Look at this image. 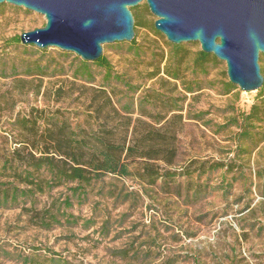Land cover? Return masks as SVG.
Listing matches in <instances>:
<instances>
[{"label": "rangeland", "instance_id": "obj_1", "mask_svg": "<svg viewBox=\"0 0 264 264\" xmlns=\"http://www.w3.org/2000/svg\"><path fill=\"white\" fill-rule=\"evenodd\" d=\"M145 5L143 0L134 6L141 23L135 37L141 53L126 49L131 40L106 43L102 50L113 69L138 87L131 96L132 112L126 114L120 110L124 87L116 82L105 86L98 67L92 66L94 80L85 82L72 75L75 53L14 43V37L41 27L45 18L5 3L0 11V161L14 149L22 154L29 150L18 142L23 137L15 119L44 110L49 117L68 119L72 128L78 124L88 132L113 131L114 140L125 133L135 144L158 133L163 139L156 144L173 151V167L195 169L192 188L200 185L203 191L194 196L188 189L192 180L185 175L179 185H143L133 176L108 173L87 188L83 202L72 198V206L64 209L78 218L76 223L61 218L49 228L38 226L37 217L44 208L55 212L53 205L69 192L62 185L37 193L33 206L0 207V264H264V82L256 90L235 85L226 92V65L219 59L207 61L204 72L195 70V91L190 93L162 71L148 78L160 55V68L164 65L169 47L148 29L156 16ZM182 44L188 56L200 49L196 41ZM40 49H46L42 58L33 52ZM37 62H50L56 72L50 68L44 76L26 75L24 68ZM259 65L264 77V53ZM192 77L187 73V79ZM102 89L118 114L95 98ZM152 91L184 98L182 110L166 111L158 101L142 105V97ZM253 104L258 119L246 131L241 118ZM37 123L39 144L33 152L39 155L47 125L42 119ZM88 218L94 221L89 226L84 222ZM104 219L107 234L100 230Z\"/></svg>", "mask_w": 264, "mask_h": 264}, {"label": "trees", "instance_id": "obj_2", "mask_svg": "<svg viewBox=\"0 0 264 264\" xmlns=\"http://www.w3.org/2000/svg\"><path fill=\"white\" fill-rule=\"evenodd\" d=\"M4 6L5 3H0V11L4 9ZM136 9L137 7L130 8L134 18L135 32L134 38L126 49L140 54V45L135 40L136 27L141 25ZM153 23L154 21L148 25V29L154 35L161 37L169 49L164 65L160 68L159 64L164 58L163 55H160L155 70L148 75V78H153L162 71L167 78L180 80L185 93L195 91V70L199 69L204 72L207 61L217 63L219 62L218 59L213 54L203 52L201 49L194 52L192 56H188L189 49L184 44H174L167 41L163 34L154 28ZM12 41L19 44L21 42L20 36L14 37ZM33 52L42 58L46 49ZM62 54L68 55L70 53L63 51ZM153 57L155 58L154 54ZM75 59L77 63L72 71L75 79L91 82L94 80L92 66L98 67L102 70V83L105 86L116 82L124 87L126 101L121 105L120 110L126 114L132 112L133 101L131 96L137 91L138 87L132 84L123 74L116 72L104 54H101L92 62L80 59L78 56H75ZM50 66V62L44 65L37 62L27 65L24 72L26 75L44 76L49 74L50 68H52L53 73H55V65ZM187 73H190L193 77L187 79ZM234 88L235 85L229 80L225 81L224 90L226 92H230ZM95 98L99 99L103 106L110 107L118 114L105 89L95 94ZM142 98V105L158 101L166 111L176 112L182 110V101L184 100V98L172 97L157 91L147 93ZM258 112L257 105L253 104L250 111L242 115L241 121L245 124L246 131L253 121L258 119ZM39 119L44 120L47 125L45 129L47 137L42 141L44 151H40L42 153L36 155L33 148L38 149L39 141L35 136L39 133L37 123ZM15 122L20 127L21 136L23 137V140L18 142H23L24 146L22 148L28 146L29 150L26 154H22L20 149L17 148L13 150L12 156H4L1 159L0 207L15 206L21 202H30L33 206L37 193H43L62 185H66V190L69 192L62 201L57 205H53L55 206V212L49 208L42 209V213L36 220V224L40 227L49 228L55 224H60L61 218H65L64 220L69 223H76L78 218L66 213L64 209L72 206V198H75L77 202H83L87 198V188L108 173L118 176H133L143 185H153L157 181H160L163 185H171V183L179 185V177L185 175L189 180H192L191 187L188 189L193 190L194 196L203 191V188L199 187L200 185L195 187L194 184L192 188L191 184L195 183V180L192 179L195 169L188 170V168H185L186 171L184 167L181 168L182 166L173 167V151L171 149L164 150L156 144L163 139V136L158 133L150 132L135 144L126 140L125 133L121 139L114 140L113 131L100 128L97 132L95 130L88 132L85 129H79L78 124L72 128L68 119L59 120L56 117H49L44 110L39 111L34 116L18 117ZM122 125L127 129V123ZM99 131L107 134L99 133ZM159 151L161 152L158 153ZM45 152H49V154ZM137 155L144 156L145 159L141 162H134L132 158ZM157 160L163 161L166 166H159ZM204 173L205 171L202 170L197 176L199 177ZM84 222H88L87 226L94 223L91 218L85 219ZM107 227L108 220L104 219L100 226L103 234L108 233Z\"/></svg>", "mask_w": 264, "mask_h": 264}, {"label": "water", "instance_id": "obj_3", "mask_svg": "<svg viewBox=\"0 0 264 264\" xmlns=\"http://www.w3.org/2000/svg\"><path fill=\"white\" fill-rule=\"evenodd\" d=\"M143 0H0L42 14L41 27L20 40L38 48L56 47L94 61L103 45L130 41V10ZM156 16L154 28L170 43L196 41L203 52L225 62L228 80L239 89L256 90L264 77V0H144Z\"/></svg>", "mask_w": 264, "mask_h": 264}]
</instances>
